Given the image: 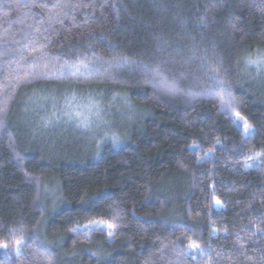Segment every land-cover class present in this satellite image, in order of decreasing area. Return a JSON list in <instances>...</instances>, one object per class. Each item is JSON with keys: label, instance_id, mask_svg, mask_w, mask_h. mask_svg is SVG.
Wrapping results in <instances>:
<instances>
[{"label": "trees", "instance_id": "obj_1", "mask_svg": "<svg viewBox=\"0 0 264 264\" xmlns=\"http://www.w3.org/2000/svg\"><path fill=\"white\" fill-rule=\"evenodd\" d=\"M0 264H264V0H0Z\"/></svg>", "mask_w": 264, "mask_h": 264}, {"label": "rangeland", "instance_id": "obj_2", "mask_svg": "<svg viewBox=\"0 0 264 264\" xmlns=\"http://www.w3.org/2000/svg\"><path fill=\"white\" fill-rule=\"evenodd\" d=\"M58 113L61 114L64 119L80 122L81 124L78 123V126L76 127V130L80 131L83 127L82 124L86 121V117H88L93 122H99L98 116L100 115V109L93 106L83 107L80 105H76L75 107H73L71 105H68L64 106L62 110H58Z\"/></svg>", "mask_w": 264, "mask_h": 264}, {"label": "snow or ice", "instance_id": "obj_3", "mask_svg": "<svg viewBox=\"0 0 264 264\" xmlns=\"http://www.w3.org/2000/svg\"><path fill=\"white\" fill-rule=\"evenodd\" d=\"M162 83H163V81H162ZM221 83H223V81H221ZM168 91H170V92H174L175 89H174L173 87H169V88H168ZM110 227H111V225H110Z\"/></svg>", "mask_w": 264, "mask_h": 264}]
</instances>
